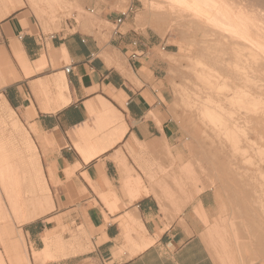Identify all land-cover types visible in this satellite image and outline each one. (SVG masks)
<instances>
[{"label":"crops","instance_id":"obj_1","mask_svg":"<svg viewBox=\"0 0 264 264\" xmlns=\"http://www.w3.org/2000/svg\"><path fill=\"white\" fill-rule=\"evenodd\" d=\"M118 1L79 0V4L113 26L121 12L111 7ZM33 15L40 24L28 0H0V55L5 53L2 56L14 63L17 72L16 80L6 79L3 84L0 105L14 115L16 112L23 124L26 135L22 138L26 144L31 143L40 160L54 207L43 218L20 225L29 264H39L31 255L45 249L46 237L60 239L61 243L52 245L55 250L51 251L58 254L56 259L40 264H215L208 238L213 239L210 245L219 263L229 264L219 245L223 231L215 234V230H209L219 209L215 191H202L177 215H166L149 193L130 200L117 165L108 159L118 150L136 158L141 145L151 151H165L164 145L169 149L178 141V126L169 118L168 91L159 85L161 63L150 64L153 52L149 40L140 43L144 56L132 61V38L125 29L128 18L105 47L91 32H67L63 27L48 36L38 28L37 36L31 34L30 27H24L31 25ZM22 59L30 69L28 74L22 72ZM61 74L67 85L66 105L53 101V90L50 93L54 98H46L40 86L50 85ZM100 101L120 115L124 132L109 150L85 162L90 148L78 151L76 132L83 125L94 129V116L102 113ZM110 150L112 153L107 155ZM124 156L131 166L130 157ZM67 171L71 173L67 175ZM130 179L133 184L135 176L132 174ZM140 190L147 191L143 186ZM1 224L12 232L3 220ZM47 233L49 236H45ZM11 246L14 254L22 253L20 240ZM14 254L6 255L0 242L4 264H10L8 258Z\"/></svg>","mask_w":264,"mask_h":264},{"label":"bare ground","instance_id":"obj_2","mask_svg":"<svg viewBox=\"0 0 264 264\" xmlns=\"http://www.w3.org/2000/svg\"><path fill=\"white\" fill-rule=\"evenodd\" d=\"M59 1L60 0H28V4L44 26V23H46L47 20H44L45 13L41 8V5H45L44 7L47 6V9L49 8V10L52 11L54 9L55 2ZM149 6L151 7L150 9L153 10V12L151 10L149 12H152L153 14L151 15H154L152 17L149 13L152 17V22H155V20L160 22L162 24L160 27L163 26V29L165 30L170 27H174V30L179 32V37H181L180 34L184 35V38L186 36L188 39H185L188 40V42H185H187L189 47L196 49L194 53L192 52L194 57L192 56L193 59H191L190 66H186V71L184 73L185 78H182L185 80H182L184 81L183 83H185V87H183L180 95L182 98H186L190 101L188 104L183 102L185 103V106L187 104V106L190 107L189 109H191V112H197L202 118L203 124L210 128L211 136L208 138L210 140L219 139L220 141L216 142H221L220 146H222L223 142H227L234 151H241L244 154L245 148H241V143L251 150L255 141L250 142L251 139L249 140V138L252 136L249 134L254 135L257 141H259L258 143L257 141L255 143L256 148H254V153L264 157V105L262 104V101L264 103V0H156V2L151 3ZM63 11H65V7L63 8ZM164 32L166 33V31ZM2 52L4 51L2 50ZM20 53L22 52H19V54ZM2 54L0 55V87L3 86L6 79L10 81L17 79V72L13 66L14 63L12 64L8 57L6 58L2 56ZM108 57L109 56H107V58ZM111 57L112 56H110V58ZM108 63L110 62L108 61ZM20 65L23 67L22 72L24 71V73L28 74L30 69L28 68V64L23 59L20 60ZM185 65H188V63ZM41 66L44 67L43 64ZM35 68L38 71L40 70L39 65H36ZM183 70H185V68ZM40 86L43 90L42 93L46 98L53 96V94L51 95L50 93V90H53L55 96V98L52 97V99L54 98L53 101L60 105H66L69 102L67 96V85L62 74L60 77L56 76L50 85L40 83ZM186 99L182 101H185ZM259 99L262 101L258 102L257 100ZM100 104L102 113L96 116L94 129L90 128L88 125H83L78 128L76 132L80 141L77 145V149L80 153H83L85 148H89L88 145L91 139L95 140V147L97 150L89 151L84 157L85 162H88L98 154H102L103 152L109 150L120 140L124 132V126L120 115H118L105 101H100ZM229 106H232L231 108L234 110L228 109ZM192 109H194V111H192ZM241 109H244L249 114L244 112L245 114L243 116V112H241L242 114L240 118L237 117L236 121L232 119L233 115L235 113L238 114ZM2 110H4L3 107H1V111ZM7 110L9 113L8 117L12 120L14 127L18 128V121L15 119L13 111L10 109ZM197 120L198 119H196V121ZM241 123L246 125L249 124V127L247 125L249 131L244 130L245 126L241 125ZM252 140L255 139L252 138ZM260 142L263 144L261 143L262 145H259ZM3 145L4 144L0 141V180L10 208L8 207L9 210L7 212L4 211V205L0 198V220L5 221L8 216L13 213L19 226L34 222L46 216L54 209L49 191L44 184L43 173L39 162L40 160L38 159L31 143H28L26 145L27 147L25 146L26 151L28 152L29 149V153L31 152L30 154H26V156H24L25 150L17 153L13 151L12 148L4 147ZM213 146L214 145H212V147ZM141 147L142 149H145L142 145ZM218 147L219 146H217V149ZM218 150L215 149V151ZM221 151L219 150L218 153H221ZM223 152H225V150ZM27 155H31L29 156V159ZM252 155L256 154H251V156ZM238 156L243 157L244 155L242 156L239 154ZM23 157L27 158L26 161ZM9 158H15V160L9 161ZM254 158L255 157L252 156V159ZM111 159L118 167V175L123 185L128 187L127 194L130 198L132 197L131 200L139 197L141 193H148L147 191L140 190L142 185L139 177H135L133 184L130 183V180H132L130 179V176H132V170L121 153L114 154ZM240 159L243 164L245 160L248 161L251 158L248 159L244 156V161L242 158ZM257 161H259V159H257L256 162ZM147 163L148 162L144 164L145 166L140 165V168L142 167L143 173L145 172L147 177L152 179L154 172L152 174L150 168L148 169ZM242 164L240 163L238 166L241 165L240 167H242ZM221 166L223 168V174L228 179L232 182H239V179L237 178L239 176L235 177L236 175L234 176V174L231 173L232 170L227 169L230 167H223L224 165H222V163ZM235 168L234 170H236ZM248 168L246 169L247 171ZM259 168H262V166ZM249 170H251V168ZM179 171L180 170L178 169V173ZM70 173L71 171L66 172L67 175ZM181 173L182 175H192L193 171L190 165H186L181 168L180 174ZM238 173L239 171L235 174ZM259 174L258 175L263 178V182H260L261 186V183H264V173L259 172ZM243 176L246 175H242V177ZM244 179L246 180V178ZM22 180H30L31 182L29 185L30 191L27 194L22 192ZM32 180H35L36 182H33ZM256 180H258V178ZM242 184H240V187L243 188L241 189L243 192L246 191L249 193L248 191L250 190L253 192V188H255L254 186L252 188V186L248 185L250 187L248 188V183L244 182V187H242ZM260 186L259 188L264 193V190H262L264 189V185L262 186L263 188ZM157 196H155V199ZM159 197H161V195L158 196V198ZM161 198L163 200V197ZM157 203L160 206V198ZM234 229L235 228L231 226L229 234L223 232L219 237V245L223 248V258L229 264H256L257 262L263 261L261 258H248V254L252 253L250 245L247 242L243 241L234 244L235 240L239 238L237 237L238 235L235 234L237 232L233 231ZM18 235L21 241L22 253L16 255L14 254V248L11 246L8 232L1 224L0 242L4 251L6 255H15L14 257L9 256L10 258H8V261L10 259V264H29L26 245L24 240L21 238L20 230L18 231ZM47 235L48 233L45 236ZM49 238L50 237L44 238L43 243L45 245V249L43 251L32 252L31 256L33 257L35 263L40 264L51 261L54 258L56 259V255L58 254L56 253L57 251H51L55 250V247L52 249V245L58 246L61 241L60 239L52 241ZM229 238H232L231 241L233 245H235L234 247L232 246L233 248H231V245L229 244ZM71 248L72 247H70V249ZM56 249L59 248L57 247ZM0 264H4L1 258Z\"/></svg>","mask_w":264,"mask_h":264},{"label":"rangeland","instance_id":"obj_3","mask_svg":"<svg viewBox=\"0 0 264 264\" xmlns=\"http://www.w3.org/2000/svg\"><path fill=\"white\" fill-rule=\"evenodd\" d=\"M60 1L55 2L54 9L52 11L49 10V8L47 9V6L44 7L45 5H41L45 13L44 20H47L46 23H44L45 25L44 26L42 25V28L34 15L32 16V18H30L31 25L30 24L29 26L26 25L24 28L30 27L31 34H34L36 36L39 34L37 28L46 36L54 34L53 32L57 31L59 27L65 28L67 32H76V31H81L84 33L91 32L99 39L102 45H104L105 47L108 45V42L114 35V29H115L114 26L101 20L96 14L95 15L90 14L89 12L85 11L79 4V0H60ZM62 2L64 3V5ZM149 2L153 3L156 2V0L154 1L153 0H119L118 2L114 3L111 8L112 10H117L119 12H127V10L130 9L131 7L130 11L128 12V20L126 22L125 29L131 35L132 40H137L140 43L144 42V39L149 40L150 42L149 48L152 49L153 52V55L150 59V64L153 63L154 61H158L161 63V68L163 71L161 72L162 80L159 83V85L161 87L164 86L168 91L169 97H168L167 108H168L169 118L172 119L174 122H176L179 129V134H178L179 138L178 141L175 143V145L173 147H169V149L167 145H164L165 151L160 149H155L151 151L150 149H147V147H144L142 145L145 149H142L140 146L139 147L140 154L136 156V158L131 157L128 152H124L123 154L121 150H118L116 153L119 152L123 156L126 155L130 157L131 166L129 167L132 170V174L135 177L140 178L141 185L148 191L149 194H151L154 197L157 195L158 196L161 195V197H163V200L161 197H159L161 202L160 209L162 213L166 215L168 214L177 215L183 209V207L189 201H191L193 197H195L197 194H199L202 191L205 190L215 191L217 195L219 209L216 220L214 221V224L210 226L209 230L211 232L215 230L214 231L215 234H221L222 231L229 234L230 228L231 226H233V228H235L233 231L234 232L236 231L237 233L235 234L238 235L237 237L240 238V239L237 238L234 244L243 241L247 242L250 245V250L252 253V254H248V258H261L263 259V261L257 262L256 264H264V193L259 188L260 182H263V178L259 176L260 175L259 172L264 173V157L258 155L257 153H254V148H256L255 143L257 139L255 138L254 135L249 134L250 136H252L249 138V140L251 139L250 142L255 141V143L253 144L252 148L249 147L251 148V150L248 149L247 146L245 147V145L241 143V148L242 147L245 148L244 149L245 153L243 154L241 151L239 152L234 151L227 142L225 143L223 142L222 146H220L221 142L220 143L216 142V141H220L219 139L210 140L208 138L209 136H211L210 128L206 127L203 124L202 118L198 115L197 112L196 113L191 112V109H189L190 107L187 106V104L190 103V101L187 100L186 98H182L180 95V92L182 93L183 87H185V83H183L185 80L182 78H185L184 73L186 71V66H190L191 59H193L194 57L193 53L195 52L196 49L193 47H189V45L187 44L188 40H186L188 38L185 36L186 38L185 39L183 37L184 35L181 34H180L181 37H179L178 34L179 32L175 31L174 27H170L167 30H165L163 29V26L160 27L162 25L160 22L156 20H155L156 23L152 22L153 21L152 17L154 15H151L153 14L152 13L153 10L150 9L151 7L149 5L151 3ZM56 3L58 4V6ZM64 7H65V11H63ZM150 10L152 12H149ZM149 13L152 17L149 15ZM164 31H166V33ZM121 32H123V30H121ZM103 51L105 50L103 49ZM113 55H116L119 58V60L121 59V61L126 63V60L122 58L120 54L114 53ZM101 58L104 59V54L101 56ZM185 62L188 63V65H185L186 64ZM184 68L185 70H183ZM2 88L3 87H0V91L2 90ZM184 99L186 100L182 101ZM257 101L259 102L260 99ZM1 102L2 100L0 97V103ZM183 102L187 103L186 106L185 103ZM262 104L264 105L263 101ZM231 107L232 106H229L228 109L234 110ZM192 111H194V109H192ZM0 112H3L0 113V140L2 141V144H4L3 146L10 147L12 148L13 151L17 153H20L21 151L24 150L25 152H27L26 151L27 144L22 138V135H26L25 133L26 131L24 130L23 124L20 122L17 113L15 112L16 115L15 119L18 120V125L20 126L21 130H17V128L14 127L12 120L8 117L9 113L7 110L1 111V105H0ZM241 112H243V114ZM244 112L246 114H249L244 109H241V111L238 113L239 116L238 114L235 113L236 115L234 114L233 115L234 118L232 117V119L236 121L237 120L236 118L237 117L240 118L241 114L244 116L245 114ZM94 117L96 118V116ZM196 119L198 120L196 121ZM241 125L245 126L244 130L249 131V129L247 128V125L249 127V124L246 125L241 123ZM252 138L255 140H252ZM211 141H214L216 145L214 144V142ZM210 142L213 144H211ZM258 142L259 141H257V143ZM261 143L262 142H260L259 145L263 144ZM212 145L214 146L212 147ZM88 146L90 148V151L97 150L95 147L96 145L94 139H91ZM217 146L220 147V149L218 147L220 151L224 149L225 152H223L224 150H222L221 153H218L219 150L217 149ZM215 149L218 151H215ZM25 152H24L25 155L23 154L24 156H26V154L31 153V152L29 153V149L27 153ZM248 152L251 153L249 154ZM111 153L112 151L110 150L109 152H107V155ZM239 154L242 156L244 155L245 158L248 159L249 158L252 159L253 156L255 157L254 158L255 160L249 159L248 161H246L244 159V156L243 157L238 156ZM251 154H256V155L251 156ZM29 156L27 155L28 159ZM220 156H223L224 159L223 157ZM240 158H242L243 161L245 160L243 164ZM26 159L27 158H24L25 161ZM108 159L110 160L111 157H108ZM257 159H259V161L256 162ZM8 160L13 161L15 160V158H9ZM146 162H148L147 164L149 166L147 165V167L148 169L150 168L152 174L154 172V176L152 179L148 178L145 172L143 173L142 167L140 168V165L143 166L144 164H146ZM229 162L232 165H230ZM221 163L222 165H224L223 167L226 168L230 167L227 169L232 170L231 173L234 174V176L236 175L235 177L239 176L237 178L239 179L240 184H242V182L245 180L244 178H246L244 182L248 183L247 184L248 188H250L249 186H252V188L253 186L255 188L257 187L256 189L253 188V192L251 190H250L251 192L248 191L251 195L246 191L243 192V190H241L243 188L240 187L241 185L239 184V182L238 183L235 181L232 182L223 174L224 172ZM240 163L242 164V167H240L241 165L238 166ZM246 164H250V165H246ZM186 165L188 166L190 165V167L192 168L193 171L192 175L191 174L182 175V173L180 174L181 168ZM260 166H262V168H259ZM234 168L236 170H234ZM247 168L248 171L246 170ZM250 168L251 170H249ZM178 169L180 170L179 173H178ZM235 171L236 172L239 171V173L235 174L236 173ZM242 175H246V176H243L244 177L243 178ZM249 175H250V179H249ZM255 178L256 179L258 178V180H256ZM244 182L242 184V187H244ZM22 184H23L21 188L22 192L27 194L30 191L29 185L31 184V182L30 180H22ZM263 185L264 183L263 184L261 183L260 187H262ZM158 196L156 198V201L159 200ZM0 198L2 200L4 208H6L5 211L7 212L10 206L5 197V192L1 182H0ZM4 222L5 225L9 227V229H11L13 232L12 233L10 232V230L7 229L11 238L10 242L16 243L17 240H20L18 231L21 229V226H19L18 223L16 222L13 213H11ZM21 238L22 240H24L22 233H21ZM229 239H230L229 244L231 245V248H233L235 245H233L231 241L232 238ZM206 241H207L208 249L212 255L215 264H220L212 246L210 245L213 239L211 240L210 238H208V240Z\"/></svg>","mask_w":264,"mask_h":264},{"label":"built area","instance_id":"obj_4","mask_svg":"<svg viewBox=\"0 0 264 264\" xmlns=\"http://www.w3.org/2000/svg\"><path fill=\"white\" fill-rule=\"evenodd\" d=\"M130 11V9L127 10V12H121L120 16L114 21L113 26L115 27L114 29V33L117 32V29L123 24V22L128 18V12ZM90 14H93V11L90 10L89 11ZM130 47H131V52L129 53V58L132 61H135L141 57L144 56L143 52L140 51L139 47H140V42H138L137 40H132L130 42ZM70 68L66 67L65 68V72L69 73Z\"/></svg>","mask_w":264,"mask_h":264}]
</instances>
